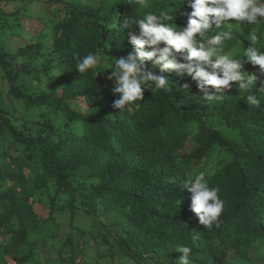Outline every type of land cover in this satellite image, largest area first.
Here are the masks:
<instances>
[{
  "label": "trees",
  "instance_id": "16d2710c",
  "mask_svg": "<svg viewBox=\"0 0 264 264\" xmlns=\"http://www.w3.org/2000/svg\"><path fill=\"white\" fill-rule=\"evenodd\" d=\"M161 11L183 28L191 8L189 0H149L147 8L0 0V264H99L107 254L114 264H182L183 246L192 248L190 264L264 262L261 83L241 93L232 82L223 100L207 101L191 77L146 61L167 78L166 90L113 107L107 76L115 58L134 51L129 32L138 35L123 21ZM254 28L264 38V25L238 31L229 23L207 35L230 31L224 51L238 54ZM90 53L101 63L78 73ZM246 61L242 71L264 80ZM250 94L259 104L247 102ZM201 172L224 201L212 229L199 223L183 187ZM65 216L68 231L43 233Z\"/></svg>",
  "mask_w": 264,
  "mask_h": 264
},
{
  "label": "clouds",
  "instance_id": "9594fccd",
  "mask_svg": "<svg viewBox=\"0 0 264 264\" xmlns=\"http://www.w3.org/2000/svg\"><path fill=\"white\" fill-rule=\"evenodd\" d=\"M132 3L143 8L149 6V0H132ZM189 7L191 11L187 13V24L183 28L178 27L174 17L164 11L159 15L148 12L143 18L123 21V28H136L138 35L129 32V42L134 51L125 57L115 58L113 70L107 76L115 84L111 89L113 95H118L113 102L115 109L122 111L143 101L145 90H166L169 85L167 78L154 74L146 61H150L152 68H158L160 73L176 72L191 77L207 101L223 100V93L233 87L232 82L243 93L251 92L259 81L262 85L260 91L264 92V80L242 71L243 64L235 58L242 52L246 62L259 66L261 74H264V38L258 35L257 30L254 28L247 33L245 40L250 42L249 46L238 54L224 51L225 39L232 38L230 31H221L211 37L207 35L213 26L220 28L225 23L238 31L244 25H264V0H189ZM146 46L150 50H145ZM100 63V59L90 53L78 60L75 70L85 73L95 70ZM183 87L189 88L187 84ZM246 98L248 103L259 104L251 94ZM183 187L192 194L191 211L198 216L199 223L205 229L218 226L224 201L219 190L209 186L206 174L201 172L194 179H186ZM178 250L183 253L182 264H190L192 248L183 246Z\"/></svg>",
  "mask_w": 264,
  "mask_h": 264
},
{
  "label": "rangeland",
  "instance_id": "374dc122",
  "mask_svg": "<svg viewBox=\"0 0 264 264\" xmlns=\"http://www.w3.org/2000/svg\"><path fill=\"white\" fill-rule=\"evenodd\" d=\"M244 59H246L245 56L242 57L240 62H242ZM78 223L80 225H82L83 227L87 228V229L91 228L88 219L80 220V222H78ZM84 224H87V225H84ZM69 229H70V227H69V218H68V216H65V217L62 218V222L59 225L51 224L49 227H44L43 233L46 232L49 235L50 234H57V233L62 234L63 232L68 231ZM55 256L56 255L54 254V252L49 251V249L47 250V252L45 254V258L48 261L53 260V258ZM254 258H255V256H254ZM110 259H111V256L109 254H107V255L101 257V259H99V264H114V263L111 262ZM254 260H256L255 264H264V262H260L259 260H257V258H255ZM52 263L55 264L54 262H52ZM117 264H119V263H117Z\"/></svg>",
  "mask_w": 264,
  "mask_h": 264
}]
</instances>
